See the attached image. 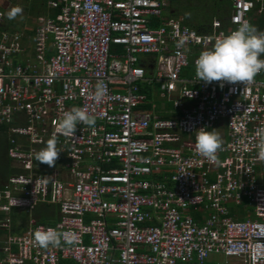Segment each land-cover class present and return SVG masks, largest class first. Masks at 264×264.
<instances>
[{
    "label": "built area",
    "instance_id": "built-area-1",
    "mask_svg": "<svg viewBox=\"0 0 264 264\" xmlns=\"http://www.w3.org/2000/svg\"><path fill=\"white\" fill-rule=\"evenodd\" d=\"M169 1L47 0L57 15L36 18L31 34L4 30L0 11V134L6 127L7 157L20 169L0 190V230L10 229L13 210L48 203L58 216L54 226L30 221L0 239V264H203L211 255L264 264V71L251 84L220 86L198 81L194 64L261 14L264 0H224L229 27L215 20L203 35L163 19ZM142 56L157 58L149 83L173 117L140 108ZM97 82L107 87L100 101ZM72 108L94 126L61 132L58 121ZM218 125L226 138L212 161L196 137ZM52 136L60 153L40 173L34 154ZM50 228L76 243L38 247L34 233Z\"/></svg>",
    "mask_w": 264,
    "mask_h": 264
},
{
    "label": "clouds",
    "instance_id": "clouds-1",
    "mask_svg": "<svg viewBox=\"0 0 264 264\" xmlns=\"http://www.w3.org/2000/svg\"><path fill=\"white\" fill-rule=\"evenodd\" d=\"M169 3L162 11V18L173 19L179 22L181 26L187 27L198 34H208L213 21L217 20L214 19L206 31H198L185 25L184 19L165 16L164 12ZM21 11L19 7H15L10 10L7 18L10 20L15 19ZM185 43L184 39H180L177 41L176 46L177 48H182ZM261 57H264V31H258L251 25V20L250 23L243 21L239 23L235 30L217 38L211 49L202 51L199 54L194 62L195 76L198 81H202L205 84H211L212 82H220V86H223L224 83L234 85L251 84L254 77L261 71H264V58ZM106 94V85L103 82H97L93 98L100 101ZM79 123L94 126L95 118L89 116L81 109L72 108L70 111L63 113V117L58 121V127L65 135H70L75 134L77 124ZM56 143V136L50 137L45 147L34 154L35 161L47 165L49 168L54 167L60 153L56 147ZM221 143V137L214 131L202 130L196 137L198 153L203 158L212 161L216 160V154L221 148ZM257 147L258 157L261 161H264V135H261ZM34 241L38 247L48 248L49 246L59 247L62 241L68 245L75 244L76 238L74 236H62L56 230L50 228L36 231L34 233Z\"/></svg>",
    "mask_w": 264,
    "mask_h": 264
},
{
    "label": "trees",
    "instance_id": "trees-1",
    "mask_svg": "<svg viewBox=\"0 0 264 264\" xmlns=\"http://www.w3.org/2000/svg\"><path fill=\"white\" fill-rule=\"evenodd\" d=\"M26 5L29 6V8H27L26 10V14L32 18L38 15H41L44 13L45 8H46V4H47V0H22ZM192 0H172L169 3V6L166 8L164 15L165 16H171V17H177L179 15V13L177 11H175L173 9V7L181 2H185L184 6H182V11H186V12H190L193 6H190V2ZM198 2H200V4H198L196 7L200 10V11H204L206 9H208L210 11L211 14V22L214 19H217L224 28L229 27V21H228V17H229V5L224 1V0H220V1H212V0H196ZM207 2H210L211 4H208ZM1 10V9H0ZM2 11V10H1ZM57 15V11L54 12L53 16ZM193 20H196L193 17H190L188 19H184V24L194 28L198 31H206L207 27L211 24L210 23H204L202 21H199L198 24H193ZM250 20H251V25H253L258 31H264V9L261 12V14L259 15H253L251 14L250 16ZM159 22L154 23L155 27H158ZM151 26H153V24L151 23ZM4 30H7L9 32H16L19 31V28L17 27V24L15 22L14 19H8L7 16L4 15V25H3ZM113 48V47H112ZM264 58V57H261ZM186 76L184 77H189L192 74V68H188L186 71ZM150 106L148 107H143V109L145 110H150L149 109ZM164 114V113H163ZM163 118H169V116H165ZM7 136L3 133L2 134V138L0 139V146L2 147L3 152L5 153V150L7 148ZM0 169H3V171L6 173L7 172V176L10 175H15L20 173L19 170H16L15 167L12 165V163L10 161L2 160V157L0 155ZM6 177L3 178L6 180ZM4 180V181H5ZM2 184L0 185L1 188ZM48 208L47 206H43V207H36L33 210V218L36 220V224L39 225H44V226H54L57 222L56 219L51 220V219H47L46 218V212L48 213ZM50 212V211H49ZM2 217V215H0V218ZM10 218H11V223H14L16 221H21L25 224V222H27L28 219V214L26 213H12L10 214ZM89 219V217H86V221ZM1 234V233H0Z\"/></svg>",
    "mask_w": 264,
    "mask_h": 264
},
{
    "label": "crops",
    "instance_id": "crops-1",
    "mask_svg": "<svg viewBox=\"0 0 264 264\" xmlns=\"http://www.w3.org/2000/svg\"><path fill=\"white\" fill-rule=\"evenodd\" d=\"M54 10H49L47 7L45 8V11L43 14L41 15H38V16H35V17H32V18H35L34 20V24L32 26V29L30 31H27L29 32L30 34L32 33L34 27H35V21H36V18H38L39 16H49V17H54ZM151 23L153 24L152 27H155L154 26V23H157V20H153V19H150V26H151ZM159 26V24H158ZM19 32V31H18ZM113 49L117 52L118 55H121L123 53V50L119 47H113ZM192 52V50H191ZM138 65L139 67L141 68H144L146 70V77L147 79L143 82H140L138 84V87H139V92L141 94L144 95L145 97V101L143 104H141L140 108L143 109V107H149L150 110H145V111H148L152 116H159L161 118L165 117V116H169V117H173L174 116V113L173 111H171V107H170V104L169 102H166L165 100L161 99L159 97V93H158V90H157V86L154 85V84H150L149 83V79L150 76H152V74H154L158 68V66L156 67L157 65V58L155 56H142L140 57V61L138 62ZM186 70H184L182 72V77L186 76V73H185ZM263 75H264V72H263ZM158 101H161L163 102L165 105L163 106L162 103H161V107L156 109L155 110V105L157 104ZM163 106V107H162ZM155 113V114H154ZM164 113V114H163ZM154 114V115H153ZM2 130V133L0 134V139L2 138V134L4 133L6 136H7V141H9V137H8V133H5V131H7V128L6 127H3L1 128ZM214 132H216L219 136L220 134L223 132V128L220 127V125H218V128H216L215 130H213ZM221 137V136H220ZM225 139L221 138V141H224ZM7 149H8V143H7V148L5 150V153L3 152L2 150V147L0 146V155L2 157V160H7V161H10L7 157ZM12 163V165L15 167L16 170H19V166H17L15 163H13L12 161H10ZM38 167H41L40 170H38L40 173H48V170L45 168V165L44 164H40V163H37L36 164ZM37 171V172H38ZM7 172L5 173L3 171V169H0V185L2 184L0 190L4 187L6 181L8 178H10L11 176L13 175H10V176H7ZM6 177V180L3 179V178ZM5 180V181H4ZM43 206H47L48 210V213L46 212V218L47 219H51V220H54L56 219L57 220V208L54 207L53 205L51 204H48V203H43V204H39L37 206H35L32 210L30 211H27V212H18V211H15L13 210L12 213H26L28 214V219H27V222H25V224L21 221H16L14 223H11L10 224V229L8 230H0V239H6L8 236H12V235H19L21 234L23 231H25L28 227H29V222L30 221H35L36 223V220L33 218L32 214H33V210L36 208V207H43ZM10 213V214H12ZM10 214H9V217H10ZM10 221H11V218H10ZM214 256H219V257H222L221 255H211L209 257V259L203 263V264H208L209 262H211V257H214ZM223 259H225L223 257ZM237 262V263H235ZM243 264L242 262L238 261V260H228V259H225V262L224 264ZM25 264H30V263H25ZM190 264H197V263H190ZM217 264H220V263H217Z\"/></svg>",
    "mask_w": 264,
    "mask_h": 264
},
{
    "label": "rangeland",
    "instance_id": "rangeland-1",
    "mask_svg": "<svg viewBox=\"0 0 264 264\" xmlns=\"http://www.w3.org/2000/svg\"><path fill=\"white\" fill-rule=\"evenodd\" d=\"M30 2V0H29ZM208 4H211L210 2H207ZM185 2H181L173 7L175 11L179 13L177 16L178 19H188L189 16L195 18L196 20H193V24H198L199 21H202L204 23H210L211 22V14L208 9L204 11H200L196 6L200 4V2L196 0H192L189 4L190 6H193L191 11L188 13L186 11H182V6H184ZM15 7H19L22 11L15 17V22L17 24V27L19 28L20 32L26 33V31L31 30L32 26L34 24L35 18H30L26 14L27 8H29L28 5H26L22 0H0V9L2 10L1 12L3 13V16H8V13L10 10H12ZM187 14V15H186ZM161 103L164 106L165 104L161 101H158L157 104L155 105V110L161 107ZM162 106V107H163ZM171 107V105H170ZM155 114V113H154ZM153 114V115H154ZM155 116V115H154ZM221 138L225 139L226 138V130L223 129V132L220 134ZM225 259L223 257L219 256H214L211 257V262L208 264H224ZM237 263V262H235ZM234 263V264H235Z\"/></svg>",
    "mask_w": 264,
    "mask_h": 264
}]
</instances>
